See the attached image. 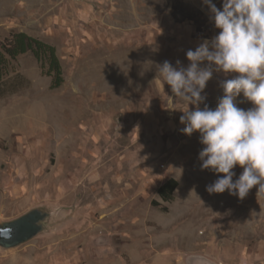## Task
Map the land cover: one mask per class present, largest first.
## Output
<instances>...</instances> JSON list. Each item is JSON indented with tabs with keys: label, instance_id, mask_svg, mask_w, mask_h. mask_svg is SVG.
Instances as JSON below:
<instances>
[{
	"label": "rangeland",
	"instance_id": "rangeland-1",
	"mask_svg": "<svg viewBox=\"0 0 264 264\" xmlns=\"http://www.w3.org/2000/svg\"><path fill=\"white\" fill-rule=\"evenodd\" d=\"M218 31L202 0H0V44L23 32L54 46L64 77L52 90L29 52L6 68L0 226L51 217L40 235L0 247V264H264V194L206 191L223 174L201 170L200 134L181 132L187 102L157 72L165 60L187 67L186 52ZM234 75L214 72L200 107L214 109ZM237 105L252 107L242 95Z\"/></svg>",
	"mask_w": 264,
	"mask_h": 264
},
{
	"label": "clouds",
	"instance_id": "clouds-1",
	"mask_svg": "<svg viewBox=\"0 0 264 264\" xmlns=\"http://www.w3.org/2000/svg\"><path fill=\"white\" fill-rule=\"evenodd\" d=\"M202 3L218 34L186 52L187 67L179 60L176 66L165 60L157 72L163 85L187 102L180 116L181 132L200 134L204 146L198 155L201 170L223 174L206 191L220 194L227 190L243 200L257 187L259 196L264 194V0H222V10L213 0ZM214 72L237 75L220 83L223 96L214 109L207 104L201 108L206 99L202 93ZM241 95L252 107H238ZM189 104L195 109L189 110ZM236 166L243 171L233 180ZM196 264L208 262L197 258Z\"/></svg>",
	"mask_w": 264,
	"mask_h": 264
},
{
	"label": "trees",
	"instance_id": "trees-1",
	"mask_svg": "<svg viewBox=\"0 0 264 264\" xmlns=\"http://www.w3.org/2000/svg\"><path fill=\"white\" fill-rule=\"evenodd\" d=\"M31 53L43 69H47V75L52 78L51 89L56 90L64 83L63 69L57 50L54 46L23 32H14L0 44V96L8 91L1 90L6 68L10 61L16 60L22 55ZM22 78L21 76H19ZM179 183L175 179H169L158 190L159 198L164 203H172L175 200V192ZM159 207V202H154ZM163 211L167 212V208Z\"/></svg>",
	"mask_w": 264,
	"mask_h": 264
},
{
	"label": "flooded vegetation",
	"instance_id": "flooded-vegetation-1",
	"mask_svg": "<svg viewBox=\"0 0 264 264\" xmlns=\"http://www.w3.org/2000/svg\"><path fill=\"white\" fill-rule=\"evenodd\" d=\"M28 215L29 216L26 215L20 218L19 220H15L7 223L8 225H10V227L12 226L19 227L20 231L16 236L11 238L10 240L0 242L4 247L6 248L15 247L17 240H23V239L25 240L28 236H30L34 232L41 230L44 227L45 220L47 219L49 214L44 210H36ZM28 241L29 240H26L25 242Z\"/></svg>",
	"mask_w": 264,
	"mask_h": 264
},
{
	"label": "water",
	"instance_id": "water-1",
	"mask_svg": "<svg viewBox=\"0 0 264 264\" xmlns=\"http://www.w3.org/2000/svg\"><path fill=\"white\" fill-rule=\"evenodd\" d=\"M34 212V211H33ZM31 214V213H30ZM29 216V215H27ZM51 216L48 215L47 219L45 220V222H47V220L50 218ZM20 229L19 227H10V225H1L0 226V242L2 241H7V240H10L11 238H13L14 236H16L18 233H19ZM45 231L44 227L37 231V232H34L33 234H31L30 236H28L25 240H17L16 242V246H19L20 244L22 243H25L26 240H30L38 235H40L41 233H43ZM0 247L2 248H6L4 247L1 243H0Z\"/></svg>",
	"mask_w": 264,
	"mask_h": 264
}]
</instances>
